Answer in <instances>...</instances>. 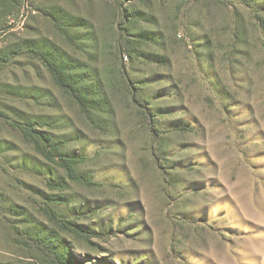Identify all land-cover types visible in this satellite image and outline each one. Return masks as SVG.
Listing matches in <instances>:
<instances>
[{
    "label": "rangeland",
    "instance_id": "obj_1",
    "mask_svg": "<svg viewBox=\"0 0 264 264\" xmlns=\"http://www.w3.org/2000/svg\"><path fill=\"white\" fill-rule=\"evenodd\" d=\"M240 1H1L0 264H53L51 236L82 264H264V48ZM120 4L144 12L134 32L145 43L122 62L164 130L156 144L119 77ZM56 10L79 20L70 43ZM37 48L99 82L107 110L83 114L27 54ZM13 121L63 139L94 185L51 189L62 171ZM47 208L108 236L76 237Z\"/></svg>",
    "mask_w": 264,
    "mask_h": 264
},
{
    "label": "trees",
    "instance_id": "obj_2",
    "mask_svg": "<svg viewBox=\"0 0 264 264\" xmlns=\"http://www.w3.org/2000/svg\"><path fill=\"white\" fill-rule=\"evenodd\" d=\"M1 1L6 0H0V5ZM256 1L259 0H241L240 3L249 8L261 34V46L264 48V0H261L263 4L259 6ZM143 15L144 12L120 4L119 18L116 23L115 51L120 60L118 71L120 80L129 91L132 104L149 131L152 141L156 144L161 141L164 130L161 129L155 112L146 104L141 88L131 79L125 64L122 62L123 57L138 55V49L145 43L146 37L144 34L139 33L137 35L134 32L135 26L140 22ZM53 16H55L59 23L58 26L69 43L72 42L74 34L70 33V28L74 25L77 26L79 20L73 17H65L58 10L55 11ZM244 31V24L242 22L237 23V34L242 35ZM27 54L38 59L46 67L55 85L77 105L83 114L88 115L91 111L104 112L107 110L109 99L102 90L100 83L92 81L83 72H79L78 65L74 61L63 58L53 48L29 49ZM0 116L7 118L6 114L1 112ZM11 124L23 133L25 138L33 144L36 151L47 163L62 171L63 177L61 180L48 183L51 189L63 192L67 188V182L86 187L94 185L87 176L77 170L78 165L83 163L85 158L77 153L67 154L64 149L65 141L63 139H54L52 135L40 129L36 123L25 124L13 121ZM183 130L184 128L177 126L173 128V131ZM154 158L159 163L160 157L156 150H154ZM52 201L56 204L69 203V199L63 195L55 196ZM46 214L48 219L53 221L59 229L81 239L89 241L92 238L101 239L108 236L106 232L91 230L75 222L62 220L52 208H47ZM51 237L48 238L43 247L45 254L50 257L53 264H82V260L72 253L71 250L66 249L63 244L53 242Z\"/></svg>",
    "mask_w": 264,
    "mask_h": 264
}]
</instances>
